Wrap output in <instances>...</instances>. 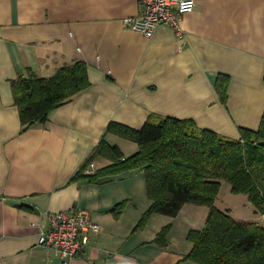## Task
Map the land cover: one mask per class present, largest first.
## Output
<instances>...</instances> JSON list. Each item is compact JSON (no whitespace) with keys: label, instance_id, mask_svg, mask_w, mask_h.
<instances>
[{"label":"crops","instance_id":"0c3cea01","mask_svg":"<svg viewBox=\"0 0 264 264\" xmlns=\"http://www.w3.org/2000/svg\"><path fill=\"white\" fill-rule=\"evenodd\" d=\"M195 1L181 19L183 36L165 25L148 39L124 23L143 12L141 0H0V264H63L56 250L39 245L40 236L52 213L77 209L90 210L103 230L70 264H197L186 259L192 243L173 238L175 219L154 214L136 230L151 200H137L122 183L139 170L76 178L111 121L140 128L152 114L192 118L236 138L240 127L258 129L264 0ZM78 60L88 65L91 86L22 133L11 81L28 69L51 76ZM219 74L227 78L225 100ZM106 139L126 156L139 149L116 134ZM166 222L173 225L161 247L153 240Z\"/></svg>","mask_w":264,"mask_h":264},{"label":"trees","instance_id":"16d2710c","mask_svg":"<svg viewBox=\"0 0 264 264\" xmlns=\"http://www.w3.org/2000/svg\"><path fill=\"white\" fill-rule=\"evenodd\" d=\"M92 82L83 60L60 67L53 75L42 77L32 69L11 81L15 104L19 109L21 132L36 124H45L57 108L73 100ZM227 78L219 74L216 87L222 99L227 97ZM240 137H231L201 127L192 118L152 114L140 128L111 121L105 133L86 159L76 178L116 176L143 170L150 207L139 220L143 229L154 214L177 217L185 205H207L209 213L202 229H191L192 249L186 259L197 264H264V224L235 218L228 209L216 206L223 182L236 193L249 196L258 213L264 215V114L258 129L240 127ZM116 134L137 143L139 149L126 156L111 144L107 134ZM110 164L99 168L95 159ZM97 170L85 174L90 164ZM124 207L118 204L115 213ZM172 224L161 228L153 240L168 246Z\"/></svg>","mask_w":264,"mask_h":264},{"label":"built area","instance_id":"2783aa9c","mask_svg":"<svg viewBox=\"0 0 264 264\" xmlns=\"http://www.w3.org/2000/svg\"><path fill=\"white\" fill-rule=\"evenodd\" d=\"M144 7L139 16L125 19V26L142 32L148 39L155 37L157 30L165 25L176 29L180 36L184 35L181 19L185 13L196 8L195 0H141ZM97 170L93 162L84 170L92 174ZM51 228L43 231L39 245L51 248L62 258L63 264L78 256L91 241V234H98L103 226L95 220L88 209L54 212L50 216Z\"/></svg>","mask_w":264,"mask_h":264},{"label":"rangeland","instance_id":"374dc122","mask_svg":"<svg viewBox=\"0 0 264 264\" xmlns=\"http://www.w3.org/2000/svg\"><path fill=\"white\" fill-rule=\"evenodd\" d=\"M126 142H128L129 145L135 144V143H132L131 141H128V139ZM126 153H128V151ZM142 172L143 170L141 171L139 170L135 172L136 173L135 179L127 180L126 182L122 183L127 189H135V195H136L137 200H139L140 196L145 197L147 194V190L145 189V181L143 180V178L142 180L141 178H139L140 174L143 175ZM190 206H192L193 208H197V209H191L192 211H188L189 207H185L180 212V215L175 218L162 215L165 217L166 221H170L171 223H173L174 219L176 220L174 224L176 226L173 232V238L180 245L181 244L186 245L189 243V240L187 238L188 237L187 232L189 229L191 228L201 229L202 227L205 226L207 222V217H208V213L210 209L209 206L196 205V204H190ZM216 206L223 210L225 209L230 210L232 215L237 219L257 221L260 224H264V215H262L261 213H258L255 210V206L250 201L249 196L244 193L234 192L232 185L226 181L223 182L221 192L216 201ZM155 224H156V220L153 219L150 225L151 228ZM165 225H167V222L165 223Z\"/></svg>","mask_w":264,"mask_h":264}]
</instances>
